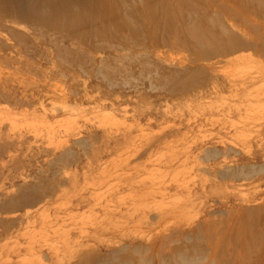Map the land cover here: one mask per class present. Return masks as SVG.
<instances>
[{"label":"rangeland","instance_id":"rangeland-1","mask_svg":"<svg viewBox=\"0 0 264 264\" xmlns=\"http://www.w3.org/2000/svg\"><path fill=\"white\" fill-rule=\"evenodd\" d=\"M16 5L0 264H264V0Z\"/></svg>","mask_w":264,"mask_h":264},{"label":"bare ground","instance_id":"bare-ground-1","mask_svg":"<svg viewBox=\"0 0 264 264\" xmlns=\"http://www.w3.org/2000/svg\"><path fill=\"white\" fill-rule=\"evenodd\" d=\"M6 1H13V2H16L17 3V5H16V7H15V9H13V8H11V9H13V10H15V14H17L18 16H31V15H33L34 14V11H41V10H45V9H50V8H53V10L55 11V12H57V15H59V13L61 12V11H63V10H70V9H72L73 8V6H78V8H79V13H81V14H86V13H90V14H92L93 16L94 15H96L97 14V16H99L98 14H99V11H100V9H101V11H102V8H103V6H105L106 5V0H6ZM112 1V0H111ZM117 1V0H116ZM4 2H5V0H0V8L4 11V12H6V11H8L9 9H5V7L3 6V4H4ZM115 2V1H114ZM3 3V4H2ZM120 4V3H119ZM121 5V4H120ZM122 6V5H121ZM124 6V5H123ZM104 9V8H103ZM109 10H107L108 12H109V14H110V16H111V14H112V7L110 8H108ZM2 10H0L1 12H3ZM76 10H78L77 8H76ZM47 11V10H46ZM49 11V10H48ZM106 11V10H105ZM43 12V11H42ZM104 13V12H103ZM78 14V13H77ZM90 14H89V16H90ZM106 14H107V12H106ZM80 16H82V15H80ZM93 16H92V18H93ZM129 16V15H128ZM73 17V16H72ZM83 17V16H82ZM95 18V17H94ZM116 18V17H115ZM119 18H120V16H119ZM129 18H130V16H129ZM71 19H73V18H70V20ZM79 19V18H78ZM109 19H111V18H109ZM128 19V18H127ZM82 20L83 19H80V20H77L78 22V24L80 25L81 24V26L80 27H78V28H76L75 30L76 31H78L79 32V30H81L82 31V33H85V31L83 32V29L86 27V26H83V24H82ZM92 20V19H91ZM116 20V19H115ZM114 20V21H115ZM74 21V20H73ZM72 21V22H73ZM76 21V20H75ZM93 21V20H92ZM111 21V20H110ZM110 21H106L107 23H108V25H112L111 23L109 24V22ZM90 22V27H91V24H92V22L91 21H89ZM112 22V21H111ZM122 22H124V21H122ZM93 23H94V21H93ZM78 25V26H79ZM95 26V25H94ZM93 26V27H94ZM92 28V27H91ZM119 28V27H118ZM88 29H89V27H88ZM71 30V29H70ZM70 30H69V32H70ZM74 30V29H73ZM73 30H72V32H73ZM52 33V32H51ZM77 33V32H76ZM76 33H74V35L76 34ZM81 34V33H80ZM79 34V35H80ZM86 34V33H85ZM98 34V36L100 35V34H102L103 35V40L106 38L105 37V32H104V30H102V31H100V32H96V34L93 36V35H89L90 37H89V41H92L93 39H96L95 38V36ZM68 35V34H67ZM71 34H69V36H70ZM73 35V34H72ZM71 35V36H72ZM73 35V36H74ZM84 34H82V36H83ZM70 36V37H71ZM73 36L71 37L73 40L74 39H76V40H78V38H73ZM81 36V37H82ZM97 36V37H98ZM112 36V35H111ZM68 37V36H67ZM66 37V38H67ZM100 37V36H99ZM70 38V39H71ZM101 39L100 40H102V37H100ZM109 38V39H108ZM108 38H106V39H108V40H111L110 39V36L108 37ZM72 39H71V41H72ZM98 39V38H97ZM96 39V40H97ZM99 40V39H98ZM99 40V41H100ZM107 41V40H106ZM99 45H100V43H99ZM113 50H114V48H113Z\"/></svg>","mask_w":264,"mask_h":264}]
</instances>
